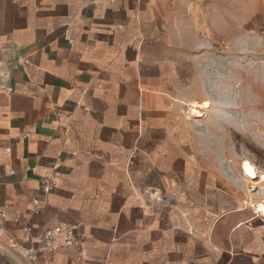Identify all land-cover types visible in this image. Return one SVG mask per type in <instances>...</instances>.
<instances>
[{
  "label": "crops",
  "instance_id": "obj_1",
  "mask_svg": "<svg viewBox=\"0 0 264 264\" xmlns=\"http://www.w3.org/2000/svg\"><path fill=\"white\" fill-rule=\"evenodd\" d=\"M211 2L0 0L4 241L67 223L82 246L40 264H264V216L183 118L199 44L224 39Z\"/></svg>",
  "mask_w": 264,
  "mask_h": 264
},
{
  "label": "rangeland",
  "instance_id": "obj_2",
  "mask_svg": "<svg viewBox=\"0 0 264 264\" xmlns=\"http://www.w3.org/2000/svg\"><path fill=\"white\" fill-rule=\"evenodd\" d=\"M211 1V25L224 39L215 34L199 44L208 50L192 58L196 75L191 87L183 86V118L191 119L197 159L256 203L264 199V183L254 185L240 168L248 159L264 175V0ZM189 101L205 104L206 114L191 115Z\"/></svg>",
  "mask_w": 264,
  "mask_h": 264
},
{
  "label": "built area",
  "instance_id": "obj_3",
  "mask_svg": "<svg viewBox=\"0 0 264 264\" xmlns=\"http://www.w3.org/2000/svg\"><path fill=\"white\" fill-rule=\"evenodd\" d=\"M94 3L95 0H87ZM28 63L29 60L27 59ZM29 137V134H27ZM41 188L45 194L51 193L56 187L55 177L52 174L41 178ZM5 211L0 209V250L6 254L14 264H40L39 259L53 258L60 247L80 248L84 237L78 233L77 226L61 223L46 229L41 233L35 246H25L15 238L9 237L4 241L2 236L8 234L4 225Z\"/></svg>",
  "mask_w": 264,
  "mask_h": 264
},
{
  "label": "bare ground",
  "instance_id": "obj_4",
  "mask_svg": "<svg viewBox=\"0 0 264 264\" xmlns=\"http://www.w3.org/2000/svg\"><path fill=\"white\" fill-rule=\"evenodd\" d=\"M189 107H190V114L193 115L194 117H202L206 114L203 112V110L206 108L205 104L199 105L196 102H191V103H189ZM235 124L239 125V123H235ZM240 169H241L242 174L246 177V179L251 181L254 185L258 184V186H259V184L264 183V175L263 176L259 175L258 170L255 167V165L251 161H249L248 159H245L242 162ZM258 178H260L259 181H258ZM251 200H253V199H251ZM252 205L255 206L254 209L256 208L255 209L256 212L258 211L259 213H261L264 216V199L262 201H259L256 203L254 202V203H252Z\"/></svg>",
  "mask_w": 264,
  "mask_h": 264
}]
</instances>
